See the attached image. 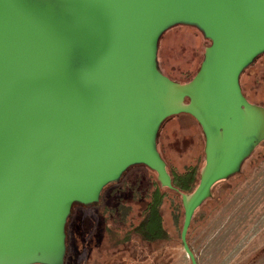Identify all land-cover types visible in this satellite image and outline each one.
I'll return each mask as SVG.
<instances>
[{
  "label": "water",
  "instance_id": "95a60500",
  "mask_svg": "<svg viewBox=\"0 0 264 264\" xmlns=\"http://www.w3.org/2000/svg\"><path fill=\"white\" fill-rule=\"evenodd\" d=\"M195 26L211 45L180 84L159 41ZM264 54V0H0V264H65L74 204H96L132 166L173 190L158 150L187 114L205 136L199 186L183 195L182 243L213 189L264 143V109L240 78Z\"/></svg>",
  "mask_w": 264,
  "mask_h": 264
},
{
  "label": "rangeland",
  "instance_id": "374dc122",
  "mask_svg": "<svg viewBox=\"0 0 264 264\" xmlns=\"http://www.w3.org/2000/svg\"><path fill=\"white\" fill-rule=\"evenodd\" d=\"M210 45L211 41L195 26L178 25L159 41V69L172 81L185 84L199 72ZM240 84L248 101L264 109V54L242 73ZM205 143L202 128L187 114L164 121L157 140L168 171H182L197 163L203 170ZM137 166L107 187L98 203L74 204L66 226L65 264H191L184 249L174 241L146 244L133 240L117 246V235L124 237L129 227L119 228L103 212L122 199L132 207V223L138 224L148 203L147 194L158 181L156 173ZM124 183L138 187L142 199L135 200L131 191L113 196ZM170 211L165 205V224L177 238ZM193 220L191 247L199 264H264V143L244 163L239 175L213 189L212 198Z\"/></svg>",
  "mask_w": 264,
  "mask_h": 264
},
{
  "label": "trees",
  "instance_id": "16d2710c",
  "mask_svg": "<svg viewBox=\"0 0 264 264\" xmlns=\"http://www.w3.org/2000/svg\"><path fill=\"white\" fill-rule=\"evenodd\" d=\"M255 61L250 66L255 64ZM250 66H248L247 68H249ZM187 81H189V79ZM137 167L146 168L150 170L144 165H138ZM201 171L202 168L200 163L187 166L182 171H178L177 169L172 168L169 173L172 178L173 190L164 189L161 186L160 182L156 181L153 185V190L147 194L148 203L142 213L141 220L136 225L132 223V207L127 205L122 199H119L116 205L113 206L111 209H105L103 215L108 220H112L115 225L119 226V228L129 227V229L123 232L125 233L124 237H120V234L117 235V239L119 238V240L116 242L117 246L121 247L127 245L133 240H140L141 242H144L146 244L174 241L178 242L181 248L184 249L182 243V229L185 219V210L183 207L182 196H190L194 193V191L199 186ZM125 174L126 172L124 173V175ZM124 175L122 176V178L124 177ZM110 185H108L107 187H109ZM130 191L135 195V200L140 201L142 199V194L138 190V187L133 186L130 183H124L123 186L117 188L113 196H115V194L127 193ZM167 204L169 205V208L171 210L170 213L172 217V223L176 229L177 238L171 235L165 224L163 208ZM194 223L195 220H193L187 236V241L190 247L192 245V230Z\"/></svg>",
  "mask_w": 264,
  "mask_h": 264
}]
</instances>
